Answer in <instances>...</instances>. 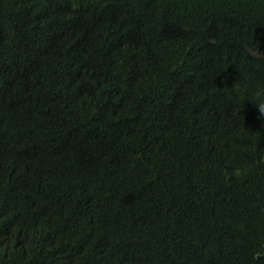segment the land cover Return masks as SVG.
Wrapping results in <instances>:
<instances>
[{
  "label": "trees",
  "instance_id": "obj_1",
  "mask_svg": "<svg viewBox=\"0 0 264 264\" xmlns=\"http://www.w3.org/2000/svg\"><path fill=\"white\" fill-rule=\"evenodd\" d=\"M264 0H0V264H264Z\"/></svg>",
  "mask_w": 264,
  "mask_h": 264
},
{
  "label": "clouds",
  "instance_id": "obj_2",
  "mask_svg": "<svg viewBox=\"0 0 264 264\" xmlns=\"http://www.w3.org/2000/svg\"><path fill=\"white\" fill-rule=\"evenodd\" d=\"M255 105L258 107L261 117H264V100H257Z\"/></svg>",
  "mask_w": 264,
  "mask_h": 264
}]
</instances>
